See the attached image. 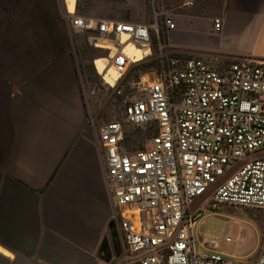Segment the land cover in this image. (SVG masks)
<instances>
[{
    "label": "crops",
    "instance_id": "1",
    "mask_svg": "<svg viewBox=\"0 0 264 264\" xmlns=\"http://www.w3.org/2000/svg\"><path fill=\"white\" fill-rule=\"evenodd\" d=\"M194 1L0 0V264L114 260L111 235L121 230L89 112L97 94L87 64L99 52L72 32L69 13L139 25L156 13L167 50L264 62V0ZM146 52L130 44L124 56L136 62ZM96 66L112 86L123 71Z\"/></svg>",
    "mask_w": 264,
    "mask_h": 264
},
{
    "label": "built area",
    "instance_id": "2",
    "mask_svg": "<svg viewBox=\"0 0 264 264\" xmlns=\"http://www.w3.org/2000/svg\"><path fill=\"white\" fill-rule=\"evenodd\" d=\"M194 7V0H182ZM164 24L175 29L173 12ZM72 32L99 52L106 70L123 67L112 86L130 67L151 56L157 40L159 68L131 83L137 94L124 101V122L98 128L105 150L106 178L116 208L126 264H233L217 252L219 239L196 247L193 230L202 206L255 208L264 216V62L219 57L183 56L167 50L160 39L158 15L149 25L112 21L69 13ZM222 19L213 20L215 33ZM146 51L143 59L124 56L127 46ZM98 73V72H97ZM142 130L144 138L129 146ZM132 141L131 144H133ZM226 242H231L228 237ZM235 264V263H234ZM254 264H264V231Z\"/></svg>",
    "mask_w": 264,
    "mask_h": 264
},
{
    "label": "rangeland",
    "instance_id": "3",
    "mask_svg": "<svg viewBox=\"0 0 264 264\" xmlns=\"http://www.w3.org/2000/svg\"><path fill=\"white\" fill-rule=\"evenodd\" d=\"M81 41L82 38H80ZM163 42V41H162ZM151 56L142 62L132 65L127 74H125L117 84L118 89L122 90V96L116 97L114 90H111L102 81L96 72L92 60L87 64L91 69L88 73H93V86L91 89L97 96L92 98L90 105V117L95 121L96 126L110 123L113 121L124 122V101L137 94V90L131 88V83L138 80L143 75L151 77L158 69L157 48L154 45L151 50ZM144 64L141 69L138 64ZM96 75L98 78L96 79ZM90 80V78L88 79ZM99 85L106 87L102 92ZM95 89V90H94ZM97 90V91H96ZM128 132L134 133V138H127L129 146H136L145 133L142 130L133 127H127ZM132 141H134L133 144ZM264 156V152L262 153ZM203 199L196 202L202 206V214L196 219V226L193 230L194 244L200 247L205 241L218 238L220 241L217 246V252L227 256L233 264H252L259 256L262 242V229L264 216L261 210L255 208H244L227 205L220 211H214L202 205ZM112 256L114 258L111 264H126L124 257L128 254L124 245L121 231L117 234L112 233ZM115 237H117L115 239ZM231 242H226V238Z\"/></svg>",
    "mask_w": 264,
    "mask_h": 264
},
{
    "label": "trees",
    "instance_id": "4",
    "mask_svg": "<svg viewBox=\"0 0 264 264\" xmlns=\"http://www.w3.org/2000/svg\"><path fill=\"white\" fill-rule=\"evenodd\" d=\"M160 39H161V41H163V35H162V33H161V35H160ZM156 43H157V40L154 38L153 39V43H152V48H153V46L155 45L156 46ZM140 69L142 68V67H144V64L143 63H141V64H138L137 65ZM132 67V66H131ZM130 67V68H131ZM158 68H159V62H158ZM117 237H115V239H116Z\"/></svg>",
    "mask_w": 264,
    "mask_h": 264
}]
</instances>
